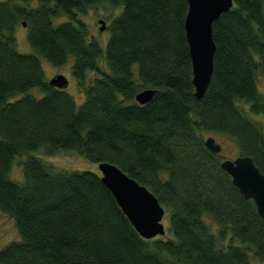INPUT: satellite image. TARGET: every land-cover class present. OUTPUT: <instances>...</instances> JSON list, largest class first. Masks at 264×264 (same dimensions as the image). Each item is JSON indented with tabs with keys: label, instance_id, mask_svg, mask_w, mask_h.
Returning <instances> with one entry per match:
<instances>
[{
	"label": "trees",
	"instance_id": "16d2710c",
	"mask_svg": "<svg viewBox=\"0 0 264 264\" xmlns=\"http://www.w3.org/2000/svg\"><path fill=\"white\" fill-rule=\"evenodd\" d=\"M104 2L120 12L102 48L80 17ZM187 10V0H0V211L19 234L0 249V264H253L251 255L264 264V220L220 168L221 152L204 144L226 136L264 174V0H233L213 22L201 98ZM23 22L28 53L15 37ZM40 57L55 67L72 58L79 106L49 85ZM145 88L155 92L138 104ZM40 150L116 165L165 208L168 234L143 238L99 170L57 169Z\"/></svg>",
	"mask_w": 264,
	"mask_h": 264
},
{
	"label": "water",
	"instance_id": "95a60500",
	"mask_svg": "<svg viewBox=\"0 0 264 264\" xmlns=\"http://www.w3.org/2000/svg\"><path fill=\"white\" fill-rule=\"evenodd\" d=\"M188 10L184 19L185 37L192 64L194 95L201 98L211 80L216 45L212 36V25L219 16L233 6V0H187ZM99 31L106 29V23L99 19ZM26 24L23 22L22 26ZM51 87L65 89L69 81L62 74H55L48 80ZM155 90L145 88L135 95L138 104L148 102ZM205 146L214 153H220L222 146L213 136L204 138ZM220 168L230 177L232 184L246 199H251L258 215L264 220V174L248 155L224 158ZM102 183L110 190L118 205L128 217L135 230L146 239L165 234L162 223L165 208L155 195L144 185L129 177L116 165L108 162L98 164Z\"/></svg>",
	"mask_w": 264,
	"mask_h": 264
},
{
	"label": "rangeland",
	"instance_id": "374dc122",
	"mask_svg": "<svg viewBox=\"0 0 264 264\" xmlns=\"http://www.w3.org/2000/svg\"><path fill=\"white\" fill-rule=\"evenodd\" d=\"M119 12L120 10L118 8H111L107 2H104L91 7L90 9H88L86 15L80 17L84 22L88 24L90 30L92 31L91 33L96 37L102 48H104L106 45V42L109 37V31L107 29H105L104 31H99L98 27L100 24L98 23V20L103 19L106 25H108L109 20L114 18L116 15H118ZM63 21L64 18L55 19L54 23L58 24ZM15 37L17 41V49L20 52H24V53L32 52V49L30 48L26 40V29L24 26L19 24L15 28ZM40 60L46 79H50L55 74H59V73L64 75L68 79L69 84L65 89L74 97L76 105L79 106L83 100L84 93L79 89L74 77L71 74L72 58H69V60L60 67L53 66L43 57H40ZM257 85L259 90L262 93H264V72H260L257 75ZM29 92L36 97H39L43 94L42 91H40L38 88H32ZM17 97L18 96L12 97L10 101H13ZM259 119H264V118L263 116H261L259 117ZM211 136L214 137L216 142L221 144L222 157L233 159L236 156H238L239 154L238 147L232 139H229L223 135L212 134ZM36 155L41 156L42 160L53 165L57 169H62L66 171H75V170H90L94 172L98 171V166L95 163L89 161L88 159H86L76 151H61L53 155H47L40 150L36 152ZM18 159L19 158H16L11 173V176L15 178V180L19 179L20 177L22 178L21 170L19 168V165H17ZM162 223L164 224L166 234H168L167 213L164 214ZM18 239H19V234L15 226L14 219L11 218L9 215L0 211V249L4 247L7 243L11 241H16ZM250 259L253 264H262L259 259L254 258L252 255Z\"/></svg>",
	"mask_w": 264,
	"mask_h": 264
}]
</instances>
